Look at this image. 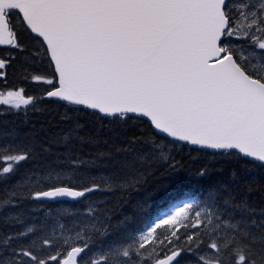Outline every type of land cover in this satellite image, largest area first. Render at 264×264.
<instances>
[{"label": "snow or ice", "instance_id": "snow-or-ice-1", "mask_svg": "<svg viewBox=\"0 0 264 264\" xmlns=\"http://www.w3.org/2000/svg\"><path fill=\"white\" fill-rule=\"evenodd\" d=\"M0 107L67 125L0 132V264H264V0H0ZM184 146L243 170L105 242L92 197Z\"/></svg>", "mask_w": 264, "mask_h": 264}, {"label": "trees", "instance_id": "trees-1", "mask_svg": "<svg viewBox=\"0 0 264 264\" xmlns=\"http://www.w3.org/2000/svg\"><path fill=\"white\" fill-rule=\"evenodd\" d=\"M10 78L9 82L12 83V77L10 76ZM25 121L26 123H24ZM41 124L48 129L47 135L52 140L56 139L58 135L62 136L67 127V125L59 123V116L54 112L37 114L28 110L25 114L24 110L9 112L7 109H2L0 111V132L14 128L27 131L33 126L39 131ZM105 124L107 125L106 121ZM97 128L98 126L90 124L81 135L89 133L95 135ZM99 136L104 139L110 136V133L105 128L99 131ZM100 147L103 148V145ZM91 150L88 145L82 146L83 153ZM54 151H63V149L54 148ZM173 156L179 163L178 170H171L167 166H154L151 169H145V174L142 175L140 181L131 188L106 192L104 195L96 194L92 197L95 200H103L105 197L109 199L105 206L110 209L108 213L110 220L106 222L110 226L112 224L113 227L110 228L105 242L116 239L122 236L126 230L132 229L134 225L143 223L144 213L152 215L161 211V208L164 210L167 207L169 193L177 190L196 192L206 189L218 181L239 175L243 170V166L234 159L213 157L210 152L206 154L188 146L174 150ZM205 166L209 168L208 174L197 175L199 169ZM246 175L258 183L264 182V178L261 177L257 169L248 168ZM253 188L251 199L258 202L260 191L257 184H254ZM55 205L59 206L54 204L49 207L53 208Z\"/></svg>", "mask_w": 264, "mask_h": 264}, {"label": "rangeland", "instance_id": "rangeland-1", "mask_svg": "<svg viewBox=\"0 0 264 264\" xmlns=\"http://www.w3.org/2000/svg\"><path fill=\"white\" fill-rule=\"evenodd\" d=\"M9 78H10V77H9ZM10 79H11V78H10ZM25 86L27 87V89H28L29 92L31 93L33 86H32V85H28V84H25ZM20 111H21V110H20ZM20 111H19V112H20ZM15 112H16V111H15ZM103 200H109V199H107V198L105 197ZM151 216H152V215H151ZM153 217H154V216H153ZM144 224H145V221H144V223H139V224L134 225L133 228H137V229L142 228V227L144 226Z\"/></svg>", "mask_w": 264, "mask_h": 264}, {"label": "bare ground", "instance_id": "bare-ground-1", "mask_svg": "<svg viewBox=\"0 0 264 264\" xmlns=\"http://www.w3.org/2000/svg\"><path fill=\"white\" fill-rule=\"evenodd\" d=\"M175 183H176V182H175ZM114 220H115V219H114ZM111 227H113L112 224H111Z\"/></svg>", "mask_w": 264, "mask_h": 264}, {"label": "water", "instance_id": "water-1", "mask_svg": "<svg viewBox=\"0 0 264 264\" xmlns=\"http://www.w3.org/2000/svg\"><path fill=\"white\" fill-rule=\"evenodd\" d=\"M191 147H195L196 148V146H191Z\"/></svg>", "mask_w": 264, "mask_h": 264}]
</instances>
